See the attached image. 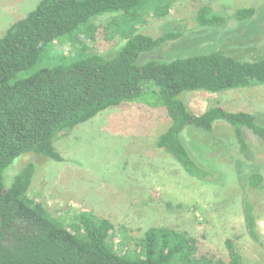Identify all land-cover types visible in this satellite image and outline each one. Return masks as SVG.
I'll list each match as a JSON object with an SVG mask.
<instances>
[{"label":"trees","instance_id":"obj_1","mask_svg":"<svg viewBox=\"0 0 264 264\" xmlns=\"http://www.w3.org/2000/svg\"><path fill=\"white\" fill-rule=\"evenodd\" d=\"M171 1L40 0L0 36V264H212L207 254L200 253L194 237L166 226L149 228L137 252H119L109 218L85 212L79 225H69L28 195L37 168L34 161L9 169L27 153L61 161L55 146L59 138L110 107L137 102L166 108L171 123L159 135L157 146L168 150L186 174L206 180L212 172L192 155L184 130L193 127L212 133L216 123L226 122L235 137V147L226 148L230 149L226 157L237 170V181L246 191L263 185L264 174L248 132L264 149V112L211 106L197 114L183 95L264 85V54L248 57L219 48L141 61L144 53L181 36L179 31L167 30L156 37L148 31H132L112 52H88L81 47L64 58L50 59L48 47L53 42L80 33L93 36L99 17L121 13L131 31L139 14L151 7L160 11ZM254 13L253 7L240 9L234 17L245 21ZM198 20L219 26L225 18L203 7ZM254 209L252 198L245 196V225L259 241ZM228 246L230 264H242L231 241Z\"/></svg>","mask_w":264,"mask_h":264},{"label":"rangeland","instance_id":"obj_2","mask_svg":"<svg viewBox=\"0 0 264 264\" xmlns=\"http://www.w3.org/2000/svg\"><path fill=\"white\" fill-rule=\"evenodd\" d=\"M39 2L0 0V36ZM167 3L160 11L151 7L138 13L139 21L129 27L131 31L126 29L121 13L99 17L94 21L93 36L80 33L76 38L53 42L48 47L50 59L64 58L81 47L88 52H112L126 42L132 31H148L156 37L167 30L179 31L181 36L144 53L141 61L219 48L248 57L264 54V0ZM203 7L225 20L219 26L202 25L198 14ZM251 7L255 13L250 19L234 17L238 10ZM183 98L197 114L211 106L264 112V85L219 93L191 91ZM170 123L165 107L125 102L59 138L55 146L61 161L27 153L9 169L34 161L37 168L28 195L42 201L53 217L69 225H79L80 215L85 212L109 218L114 225L112 240L119 252H137L149 228L166 226L194 237L200 244V253L207 254L212 264H230L229 241L242 264H264V181L259 189L249 191L237 181V170L227 160L230 149L226 150L228 146L235 147L232 127L218 122L212 133L193 127L184 130V142L192 155L212 172L206 180H200L186 174L168 150L157 146L159 135ZM248 138L264 174V149L253 134L248 132ZM245 196L251 197L255 205L257 229L262 236L259 241L245 225Z\"/></svg>","mask_w":264,"mask_h":264}]
</instances>
